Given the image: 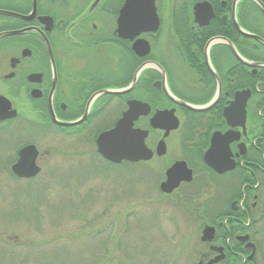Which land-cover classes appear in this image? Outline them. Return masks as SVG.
I'll list each match as a JSON object with an SVG mask.
<instances>
[{
	"label": "flooded vegetation",
	"instance_id": "obj_1",
	"mask_svg": "<svg viewBox=\"0 0 264 264\" xmlns=\"http://www.w3.org/2000/svg\"><path fill=\"white\" fill-rule=\"evenodd\" d=\"M133 106V129L146 133L137 155L148 159L112 163L98 139ZM12 113L0 122L6 175L37 179L61 154L73 166L156 181L162 193L168 170L184 162L193 180L171 196L210 190L220 217L198 263L258 264L262 254L264 263L255 238L264 228L254 229L264 226V0H0V114ZM229 132L239 135L216 148L210 167L207 151ZM48 138L66 140L68 150H43ZM29 146L41 171L19 178L12 168ZM11 242L20 239L1 231L0 264H9Z\"/></svg>",
	"mask_w": 264,
	"mask_h": 264
},
{
	"label": "rangeland",
	"instance_id": "obj_2",
	"mask_svg": "<svg viewBox=\"0 0 264 264\" xmlns=\"http://www.w3.org/2000/svg\"><path fill=\"white\" fill-rule=\"evenodd\" d=\"M41 147L63 152L69 144L48 138ZM7 149L0 134V232L20 239L9 245V264H197L206 250L200 227L214 218L207 214L215 200L210 190L193 185L164 196L156 181L104 173L102 165L71 166L61 154L43 164L37 179L19 181L4 173ZM255 238L264 243V234Z\"/></svg>",
	"mask_w": 264,
	"mask_h": 264
},
{
	"label": "water",
	"instance_id": "obj_3",
	"mask_svg": "<svg viewBox=\"0 0 264 264\" xmlns=\"http://www.w3.org/2000/svg\"><path fill=\"white\" fill-rule=\"evenodd\" d=\"M240 97L235 100V104L237 102L240 103ZM239 111H243V113L241 115L235 113L234 118L239 122V126H242L246 115V112L244 111V104L240 106ZM15 116L16 113H12L10 115L0 114V122H3ZM139 117L140 109L133 106L125 114L123 119L118 123L116 129L104 133L99 137L98 151L105 159L113 163L148 159L146 157L141 158L137 155L140 148L142 146L144 148V137L146 136L145 132L133 129V124ZM232 134L239 135V133L236 132H229L226 135L213 140L211 148L207 151L205 155V161L210 167L214 166L213 156L215 154L216 148H220V145L224 142H231ZM37 154L38 153L34 146L24 148L20 152L19 161L12 168L13 173L19 178L31 179L36 177L41 171V169L35 163ZM148 157H151V154H149ZM192 180L193 173L187 167L186 163L178 162L168 170L167 179L161 184L160 189L162 193L170 195L176 189L179 188L182 182H191ZM214 234L215 228L211 226H206L202 232L201 240L203 242H212L214 239ZM249 259L251 260L252 257ZM215 262L216 261H213L208 264H214ZM198 264L204 263L199 262Z\"/></svg>",
	"mask_w": 264,
	"mask_h": 264
},
{
	"label": "trees",
	"instance_id": "obj_4",
	"mask_svg": "<svg viewBox=\"0 0 264 264\" xmlns=\"http://www.w3.org/2000/svg\"><path fill=\"white\" fill-rule=\"evenodd\" d=\"M192 217H196L195 216V214L197 213V211L196 210H193L192 212L191 211H189L188 212ZM207 214L209 215V216H214V218L210 221V222H208V224H213V225H217V223H218V220H219V218L220 217H216L215 216V212H214V210H208L207 211ZM199 215H200V217H199V219L201 218H203V212H199ZM229 215V214H228ZM227 215V216H228ZM232 217L233 218H241V219H243L244 221H247V218H246V216H243V215H238V216H236V215H234V214H232ZM222 218H225L224 216L222 217ZM250 218L252 219V216H250ZM196 220H197V217H196ZM205 223H207L206 221H205ZM201 229V228H200Z\"/></svg>",
	"mask_w": 264,
	"mask_h": 264
}]
</instances>
